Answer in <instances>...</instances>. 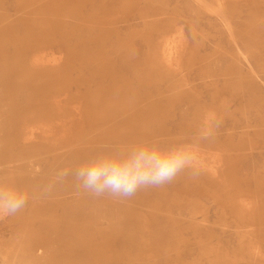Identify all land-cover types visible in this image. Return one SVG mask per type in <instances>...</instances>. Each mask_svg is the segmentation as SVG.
Returning a JSON list of instances; mask_svg holds the SVG:
<instances>
[{
  "label": "rangeland",
  "instance_id": "374dc122",
  "mask_svg": "<svg viewBox=\"0 0 264 264\" xmlns=\"http://www.w3.org/2000/svg\"><path fill=\"white\" fill-rule=\"evenodd\" d=\"M21 1L22 8L48 10V43L29 49L25 64L39 62L54 75L44 113L20 117L24 137L50 154L88 145L100 129L89 124L98 117L81 101L87 81L96 65L111 71L114 57H125L127 66L116 63L120 73L106 82L134 91L139 84L165 100L120 134L186 149L182 156L193 163L117 204L70 205L87 217L78 226L67 223L96 252L83 263L264 264V0ZM129 94L125 101L134 103ZM46 160L0 159V183L11 181L29 193L19 212L0 215V264H24L18 258L31 246L41 248L40 262L48 264V241H39L48 237L50 221L64 222V213L40 206L72 196L65 193L78 185L64 180L53 186L60 173L53 159ZM5 167L11 170L2 175ZM32 176L34 184H17Z\"/></svg>",
  "mask_w": 264,
  "mask_h": 264
},
{
  "label": "bare ground",
  "instance_id": "6f19581e",
  "mask_svg": "<svg viewBox=\"0 0 264 264\" xmlns=\"http://www.w3.org/2000/svg\"><path fill=\"white\" fill-rule=\"evenodd\" d=\"M20 2L22 1L0 0V159H44L47 162L48 160L46 159H53L54 166L60 173L59 179L53 183V186L56 187L64 180L68 182V185H72L75 182L71 174L62 176L61 173L65 169L73 168L81 161L105 159L110 156L125 159L145 151L143 141L135 142L133 139L130 140L128 136L121 135L120 131L128 128L131 122L137 121V118L144 119L151 112L153 105L162 103L165 99L157 98L162 95L161 92L151 94L145 87L139 84L136 86L137 90L134 91L132 87L128 88L126 84H122L123 86L119 88L116 83L111 84L106 82L105 78H113L118 72L120 73L118 66H115L116 63L121 61L120 64L122 65L120 67L125 68L127 64L125 57L124 59L121 57V60L114 57V65H112L111 71L102 64L96 65V75L94 74L95 76L89 77L87 81V95L82 97L81 101L89 113L97 115L96 117H98L97 119H90L89 124L92 127L100 129L99 135L91 142H88V145H69L61 151L50 154L48 150L39 148L38 143L33 141L31 136H23L20 129L23 128L24 125L22 124L25 122V119H20V117L30 115L34 112L40 115L44 113L45 109L48 108V99L46 97L48 95V89L54 83V75H50L53 72L48 73V66L39 64V62H32V65L30 64L29 66L25 64L30 52L29 49L38 47L40 44L45 45L48 43V10L41 8H22L24 6ZM41 21L44 22L43 26L37 27L36 24ZM60 29L61 27L56 29L57 33ZM112 33L116 36L118 30L115 29ZM117 37V42H121L122 37ZM22 38L25 41H22ZM8 42H11L9 46ZM165 48L169 53L170 48H167V46ZM44 53L46 56V52ZM164 55L166 54L163 49V57ZM99 69L102 72V76L97 78V70ZM128 94H132L134 103L128 104L125 101ZM112 98L117 102L108 103L107 100ZM54 103L58 106V103ZM46 129L48 130L49 128ZM53 132L50 134L54 135ZM191 132L188 131V133ZM159 142L162 143L163 141ZM117 144H119L118 148L115 147ZM197 163L195 166L198 165ZM10 170L11 168L5 167L2 170V175L9 173ZM35 181L37 180L32 176L26 179H19L17 184H22L23 182L34 184ZM38 182L41 185L46 184L47 181L40 180ZM70 193L74 194L69 197H63L58 201H53L54 203L44 204L43 202V205L40 206L42 210H48V213L56 211L64 213L59 219H64L62 221L65 223L61 222L62 224L58 225L56 224L58 222L50 221L51 223H48V237L45 240L39 241L41 243L48 241V251L51 254L48 257V264H84V259L88 258V260H91V258H94V254H96L95 250L84 246L81 236L82 231L76 227L81 224L80 218L86 222L84 218L87 215H80L83 209L78 212L70 211V205L82 204L85 208L86 206L100 203L102 206H108L117 204L118 199H123L110 195L93 196L80 187L66 192L65 195ZM161 218V220L166 222H177L172 217L162 216ZM71 220H73L76 226L67 223ZM43 226L45 224L42 222L40 227ZM42 254L43 251H41V248L31 246L29 248V254L26 253L24 257H19L18 262H24V264H42L40 262ZM92 264H95V262Z\"/></svg>",
  "mask_w": 264,
  "mask_h": 264
},
{
  "label": "clouds",
  "instance_id": "9594fccd",
  "mask_svg": "<svg viewBox=\"0 0 264 264\" xmlns=\"http://www.w3.org/2000/svg\"><path fill=\"white\" fill-rule=\"evenodd\" d=\"M147 149L138 158L121 160L116 157L84 160L62 176L72 175L78 187L93 196L130 197L142 187L161 186L193 163L184 159L186 149L164 148L158 143L143 145ZM29 193L11 181L0 183V215H15L25 207Z\"/></svg>",
  "mask_w": 264,
  "mask_h": 264
}]
</instances>
